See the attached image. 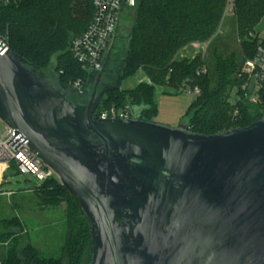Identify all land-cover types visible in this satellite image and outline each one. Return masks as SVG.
<instances>
[{"label": "water", "instance_id": "1", "mask_svg": "<svg viewBox=\"0 0 264 264\" xmlns=\"http://www.w3.org/2000/svg\"><path fill=\"white\" fill-rule=\"evenodd\" d=\"M139 6L120 43L122 5L102 67L81 87L0 38V120L77 199L90 225L89 264H264V117L214 134L187 120L97 117L122 83Z\"/></svg>", "mask_w": 264, "mask_h": 264}, {"label": "trees", "instance_id": "2", "mask_svg": "<svg viewBox=\"0 0 264 264\" xmlns=\"http://www.w3.org/2000/svg\"><path fill=\"white\" fill-rule=\"evenodd\" d=\"M227 1L138 0L121 74L124 81L140 70L146 80L107 92L96 112L129 105L133 115L151 121L158 110L155 87L177 90L184 86L199 90L186 111L193 132L214 134L264 117V90L257 102H251L241 70L243 61L254 54L258 40L264 46V38L255 33L264 16V0H231L237 51L216 36ZM130 14L134 17L133 10ZM92 15L91 0H19L0 5V38L43 72H54L63 85L71 86L76 80L84 85L88 71L72 58L69 46L72 36L86 29ZM193 45L205 47L193 56L179 55ZM232 92L234 102L230 100ZM25 185L42 207L65 204L68 235L60 256L46 257L31 244L18 216L0 218V264H89L90 225L77 199L56 177L39 184L25 179Z\"/></svg>", "mask_w": 264, "mask_h": 264}, {"label": "rangeland", "instance_id": "3", "mask_svg": "<svg viewBox=\"0 0 264 264\" xmlns=\"http://www.w3.org/2000/svg\"><path fill=\"white\" fill-rule=\"evenodd\" d=\"M232 15L233 12L224 14L216 30V36L219 37L222 43L237 51L238 39ZM121 19L127 25L131 24L133 17L127 8ZM255 31L259 38H264V16ZM201 50L202 47H199V45H193L190 48L183 49L179 55L182 57L193 56ZM145 80L142 71L139 70L133 76L122 81L120 87L130 88ZM188 89L184 86H180L177 90L156 86L154 99L158 110L151 121L171 127L186 121L190 115H186L187 108L196 96L194 91ZM230 100L235 101V92H232ZM133 116L132 112L129 118ZM2 127L3 122L0 120V133ZM25 179H31V177L16 174L12 168L8 169L3 175L0 181V218L18 216L22 221L29 241L37 252L46 257H58L68 235L65 204L42 207L38 204L33 191L25 185Z\"/></svg>", "mask_w": 264, "mask_h": 264}, {"label": "built area", "instance_id": "4", "mask_svg": "<svg viewBox=\"0 0 264 264\" xmlns=\"http://www.w3.org/2000/svg\"><path fill=\"white\" fill-rule=\"evenodd\" d=\"M17 1L19 0H0V5ZM137 3L138 0H91V21L82 33L72 36L69 46L72 58L83 70H99L102 67V58L113 37L120 8L124 5L131 12ZM229 12H233L231 0L227 1L225 7V13ZM204 47L202 46V50ZM241 70L247 79L250 101L255 103L259 100L261 90H264V46L261 40H258L254 54L243 61ZM71 86L81 87L82 83L76 80ZM188 90L196 94L199 92L197 87ZM132 112L131 107L126 105L123 109L112 107L96 113L99 119H108L129 118ZM11 168L19 175L31 177L30 180L38 184L51 177L57 178L54 171L28 147L23 135L3 123L0 133V181Z\"/></svg>", "mask_w": 264, "mask_h": 264}, {"label": "flooded vegetation", "instance_id": "5", "mask_svg": "<svg viewBox=\"0 0 264 264\" xmlns=\"http://www.w3.org/2000/svg\"><path fill=\"white\" fill-rule=\"evenodd\" d=\"M128 27H129V25H127V23H124V25H123V27H121V30H122V38H121V40H120V43H121V41L123 40L124 41V37H126V35H127V32H128ZM113 38V37H112ZM111 41H112V39H111ZM111 41H110V43H111ZM122 41V42H123ZM110 45V44H109ZM97 110V109H96ZM96 112V111H95Z\"/></svg>", "mask_w": 264, "mask_h": 264}]
</instances>
